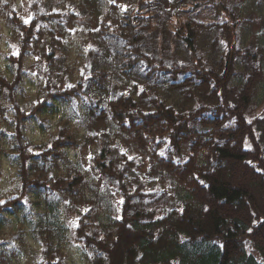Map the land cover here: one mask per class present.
Wrapping results in <instances>:
<instances>
[{"label": "trees", "instance_id": "trees-1", "mask_svg": "<svg viewBox=\"0 0 264 264\" xmlns=\"http://www.w3.org/2000/svg\"><path fill=\"white\" fill-rule=\"evenodd\" d=\"M134 1L122 13L111 1L93 31L104 46L101 36L107 40L103 57L110 53L113 68L87 72L70 60V34L56 32L62 14L75 18L74 11L33 0L36 11L26 20L15 0H0L17 46L2 51L7 68H0V179L10 166L16 183L0 195V264L18 257L17 238L21 247L28 241L12 217L29 195L42 209L32 229L42 246L37 264H68L60 206L81 213L77 235L87 264H264V115L250 117L264 89V32L254 37L250 28L255 8L246 1L172 0L173 15L184 16L179 5L191 3L212 8L218 20L179 19L174 35L187 54L166 58L155 54L157 33L147 21L162 0ZM263 8L259 0L256 9ZM42 61L33 93L29 67ZM123 72L140 78L128 84ZM75 101L87 123L107 126L83 132L66 115L48 140L31 138L30 128L45 127L56 102L73 110ZM84 146L95 172L77 161ZM135 148L149 159L148 179L130 154ZM103 181L122 196L119 214L112 208L101 217L110 209ZM163 184L176 202L159 194ZM94 213L98 221L90 219Z\"/></svg>", "mask_w": 264, "mask_h": 264}, {"label": "rangeland", "instance_id": "rangeland-1", "mask_svg": "<svg viewBox=\"0 0 264 264\" xmlns=\"http://www.w3.org/2000/svg\"><path fill=\"white\" fill-rule=\"evenodd\" d=\"M15 1L21 15L26 20H30L36 11V8L32 3L33 0ZM81 1L83 0H52L54 4L53 9L59 10L62 13L74 11L75 14L78 15L77 17L72 18L62 14V16L58 19V23H61L62 26L58 28L56 32L60 35H65L66 33L70 34V38L68 40L70 60L73 61L81 69V71L92 72V66L95 67V69H99L101 66L106 69H111L113 68V62L110 61V53L107 54L105 59L103 57V55L105 56L103 51L107 48V46H109V44L107 40L101 36L106 44V46H104V44L99 39V34L94 33L93 31L99 27L101 19L108 12L111 1H114L118 4L121 13L127 10L132 4H135V1L84 0V9L79 7V3ZM233 1L237 3H242L245 1L252 3L253 7L255 8L250 15L252 19V23L250 25L252 35L255 37L261 31L264 32V22H262L260 19L264 13V8L256 9V4L259 0H232V3ZM179 6L180 7L178 9L184 14L182 17L173 15V10L176 8V4L172 0H162V3L156 4L152 7L151 18L147 20L152 24V27H150L151 31H156L157 33L156 44L158 52L154 53L160 57L170 58L174 56V53H176V56H185L187 54L182 48H178L177 40L174 35V31L176 30L175 27L179 19L181 20L182 18H186L189 15H193L194 17H198L206 23H211L218 20L216 12L206 5L196 7L191 3H188L181 4ZM166 10L172 11L171 14L166 16ZM143 11L145 12L146 9ZM142 21L143 20H139V22ZM12 37L13 36L10 28L0 17V68L2 69L7 68V62L4 58V55L2 54V51L17 50V46L14 44ZM167 44V53L164 54L163 47ZM151 51L153 52V50ZM82 61L88 63L89 66L84 64ZM45 64L46 61H42L40 63L35 62L29 67V77L27 79L26 85L33 93H35L37 89L36 85L38 83V73L41 69L46 68ZM123 75L127 79L128 84L133 81H137L140 78L135 72H132L131 74H126L123 72ZM88 100L89 99H87V101ZM85 112L86 111L84 110L82 103H77L75 101L73 110H71L69 106H65L61 102H56L54 111L46 114L47 120L44 123L45 127L35 124L29 130L30 136L36 142L48 140L50 137V131L57 130L59 120L62 117H66V115H68L67 118L72 123L81 127L83 132L87 129H98L100 126H107V122L105 120H98L95 123H87L84 120ZM261 115H264V89L261 94V100L253 105L250 117L255 118L256 116ZM37 122L39 123V121ZM78 153V163H80V165L88 171L95 172V168L90 160L92 150L89 147L84 146L78 151ZM130 154L137 159L138 169L140 173L146 178L150 173V163L148 157L137 148L133 149ZM8 167L9 170L6 176L3 179H0V195L12 193L16 190V183L11 178L14 177L15 170H13V168L10 166ZM147 185L148 187H151V185L148 184V181ZM19 186L20 181L17 176V194H19ZM100 188H102L103 192L107 193L104 204L110 207V209L104 211V214H102L101 217H106L111 212L112 208L119 214L122 204V196L119 190L112 182L105 184V181H103ZM157 191L167 200L176 202V195L170 189L168 184L158 186ZM28 198L29 199L27 201L26 208L12 217L15 228L25 229L28 235V241L26 240L24 242L23 247L20 246L21 239L17 238V250L19 255L17 258L13 259L12 264H37L41 256L42 246L38 240L32 236V229L38 225L40 211L42 209L38 207L35 202L37 199L36 196L29 195ZM100 201H102V199H99V202ZM94 204L96 205V203ZM82 209L85 210L87 208L83 207ZM58 214L60 218V226L62 227L63 233L65 235L64 247L68 254V264H87L83 244L77 235V227L79 225L81 213H78L74 210H69L64 206H60ZM90 219L97 221L99 220V218L96 216V213H94L93 217Z\"/></svg>", "mask_w": 264, "mask_h": 264}]
</instances>
